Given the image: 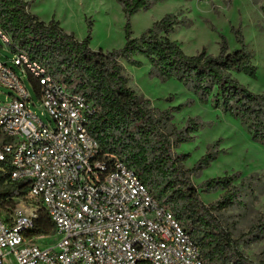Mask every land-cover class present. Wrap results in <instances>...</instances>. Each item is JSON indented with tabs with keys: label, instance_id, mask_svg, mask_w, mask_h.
<instances>
[{
	"label": "trees",
	"instance_id": "16d2710c",
	"mask_svg": "<svg viewBox=\"0 0 264 264\" xmlns=\"http://www.w3.org/2000/svg\"><path fill=\"white\" fill-rule=\"evenodd\" d=\"M118 1L128 20L151 4V0ZM178 24L177 16L170 14L134 38L128 23L123 49L96 52L91 49L90 37L79 41L59 22L42 21L30 12L29 2L0 0V28L11 38L10 50L24 51L31 61L44 66L56 80L92 103L96 114L89 118L88 129L101 150L124 160L153 196L170 208L199 247L203 263L264 264L249 259L241 249L246 243L244 237L233 238L217 216L240 203L244 193L253 192L260 178L255 175L244 179L235 174L195 185L193 175L208 165L213 153L209 152L196 168L186 169L188 155H178L175 149L190 139L188 130L179 129L172 123L169 111L154 109L149 100L129 86L122 61L137 64L134 58L144 56L163 80L175 77L202 98H212L216 107L248 123L254 138L264 144V95H254L233 77L236 72L256 78L252 54L245 48L230 53L223 41L216 57L206 50L188 56L177 41L170 39ZM34 88L37 89L36 82ZM10 170L8 163H0V214L5 221L10 220L16 208L14 198L26 196L29 191L25 181L10 179ZM219 190L224 194L216 203L207 205L202 201L200 192ZM6 204L10 205L3 211L1 206ZM55 233V225L40 208L28 236L53 237ZM250 235L256 237V231H250Z\"/></svg>",
	"mask_w": 264,
	"mask_h": 264
},
{
	"label": "built area",
	"instance_id": "2783aa9c",
	"mask_svg": "<svg viewBox=\"0 0 264 264\" xmlns=\"http://www.w3.org/2000/svg\"><path fill=\"white\" fill-rule=\"evenodd\" d=\"M0 37L10 46L1 28ZM14 54L52 121L36 114L23 78L0 61V85L13 92L0 104V163L11 166V180L27 183L25 198L46 211L61 239L29 237L39 210L17 206L9 221L0 214V264L13 263L7 255L14 264H204L170 208L124 160L101 150L88 129L92 103L24 51Z\"/></svg>",
	"mask_w": 264,
	"mask_h": 264
},
{
	"label": "rangeland",
	"instance_id": "374dc122",
	"mask_svg": "<svg viewBox=\"0 0 264 264\" xmlns=\"http://www.w3.org/2000/svg\"><path fill=\"white\" fill-rule=\"evenodd\" d=\"M25 1L30 3V12L42 21L59 22L65 32L73 33L79 41L90 37L91 49L105 53L125 47L128 23L132 36L139 38L155 22L173 14L179 24L170 34V39L177 41L188 56L206 50L216 57L223 41H226L230 53L247 49L252 54L257 76L235 72L233 77L254 95H264V0H151L148 9L140 10L129 20L118 0ZM14 56L0 37V61L13 67L23 78L33 99L30 107L48 124L52 118L43 110L29 74L23 75L14 66ZM134 61L137 64L122 61L130 80L129 86L140 97L149 100L154 109L169 111L172 123L189 132L190 139L175 149L178 155H188L184 162L186 169L196 168L209 152L213 153L214 158L208 165L193 175L195 185L235 174L242 175L244 179L255 175L260 178L254 184L253 192L244 193L240 203L217 216L233 238L244 237L246 243L241 249L250 260L264 262V231H261L264 227V144L254 138L248 123L235 113L216 107L212 98H202L190 85L175 77L163 80L144 56L138 55ZM12 95L10 89L0 85V104L10 102ZM223 194L222 190L200 192V197L209 205L216 203ZM25 197L16 196L13 205L40 209ZM7 205L10 204L1 206L3 211ZM252 230L256 231V237L250 235ZM60 239L61 236L57 235L35 241L50 244ZM5 259L14 264L12 256L7 255Z\"/></svg>",
	"mask_w": 264,
	"mask_h": 264
}]
</instances>
